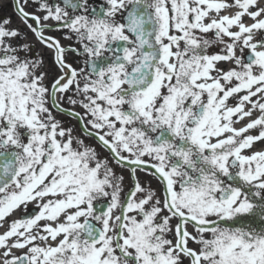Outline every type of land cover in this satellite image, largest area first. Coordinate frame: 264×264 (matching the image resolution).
Listing matches in <instances>:
<instances>
[{"label":"snow or ice","instance_id":"obj_1","mask_svg":"<svg viewBox=\"0 0 264 264\" xmlns=\"http://www.w3.org/2000/svg\"><path fill=\"white\" fill-rule=\"evenodd\" d=\"M0 264H264V0H0Z\"/></svg>","mask_w":264,"mask_h":264},{"label":"flooded vegetation","instance_id":"obj_2","mask_svg":"<svg viewBox=\"0 0 264 264\" xmlns=\"http://www.w3.org/2000/svg\"><path fill=\"white\" fill-rule=\"evenodd\" d=\"M10 11V10H9Z\"/></svg>","mask_w":264,"mask_h":264}]
</instances>
